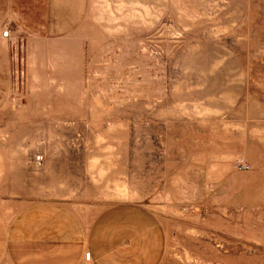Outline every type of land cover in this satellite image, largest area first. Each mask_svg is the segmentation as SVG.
<instances>
[{
    "label": "rangeland",
    "instance_id": "rangeland-1",
    "mask_svg": "<svg viewBox=\"0 0 264 264\" xmlns=\"http://www.w3.org/2000/svg\"><path fill=\"white\" fill-rule=\"evenodd\" d=\"M0 218L82 264H264V0H0Z\"/></svg>",
    "mask_w": 264,
    "mask_h": 264
},
{
    "label": "crops",
    "instance_id": "crops-1",
    "mask_svg": "<svg viewBox=\"0 0 264 264\" xmlns=\"http://www.w3.org/2000/svg\"><path fill=\"white\" fill-rule=\"evenodd\" d=\"M3 226V220L0 218V264H21L20 257H27L26 264H82L84 260L87 261L81 249L67 252L66 244H61L65 239L61 237L63 234L59 228L58 244L51 243L53 240L49 236L45 237L46 240L42 241V245L34 244L23 250L18 234L12 230L10 232L8 229L4 230ZM90 259L91 253L88 260Z\"/></svg>",
    "mask_w": 264,
    "mask_h": 264
},
{
    "label": "built area",
    "instance_id": "built-area-1",
    "mask_svg": "<svg viewBox=\"0 0 264 264\" xmlns=\"http://www.w3.org/2000/svg\"><path fill=\"white\" fill-rule=\"evenodd\" d=\"M90 257V253H89V251H86L85 253H84V258L85 259H88Z\"/></svg>",
    "mask_w": 264,
    "mask_h": 264
},
{
    "label": "bare ground",
    "instance_id": "bare-ground-1",
    "mask_svg": "<svg viewBox=\"0 0 264 264\" xmlns=\"http://www.w3.org/2000/svg\"><path fill=\"white\" fill-rule=\"evenodd\" d=\"M89 253H90V252H89ZM88 259H89V258H88ZM88 259H87V260H88Z\"/></svg>",
    "mask_w": 264,
    "mask_h": 264
}]
</instances>
